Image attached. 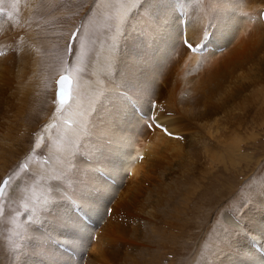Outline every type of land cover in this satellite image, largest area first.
Masks as SVG:
<instances>
[{"label": "rangeland", "instance_id": "rangeland-1", "mask_svg": "<svg viewBox=\"0 0 264 264\" xmlns=\"http://www.w3.org/2000/svg\"><path fill=\"white\" fill-rule=\"evenodd\" d=\"M198 1L191 0V3ZM238 1L235 0V2ZM141 2L142 0H0V66L2 67L0 69V76L2 75L0 92L5 94H0L1 99L2 96L4 97L0 107L3 109L2 112H6V115L0 116V184L7 179L6 186L0 196V264H32L33 262L35 264H73L78 259L82 262L78 261L77 264H99L89 249L91 244L96 242L95 235L105 233L109 223L118 226L119 229L110 234L109 239L114 242L112 247L105 252V264H158L157 262H160L157 258L158 243L152 238L153 233H147L144 237L145 240L154 244L150 248L147 247L148 250H143L141 239H139L144 234L145 215L142 214L145 210L142 202V194L145 195L144 190L147 191L149 188L154 192L152 197H155L158 195V189H156L158 180L165 181L164 178L179 176V168L183 163L181 160L188 158L186 150L192 151L191 159H201L204 146L209 148L213 146L210 154L219 155L226 152L221 144L207 138L209 122H205L198 115L207 110L211 111L207 103H201L211 88L191 87L193 81L197 79V74L193 72L188 75V78L191 79H188L189 85L187 84L185 88L189 95H183V100H176L181 101L182 105L179 103L174 109L175 107L166 102L170 96L169 86L177 79L175 77L177 73L182 75L180 63H177L179 66L170 64L169 69L160 76L164 82L160 80V84H157V88L162 90L156 89V94L155 89L153 90L156 98H151L148 101L142 99L144 102L135 96L133 98L140 103L150 102L151 106L155 105L151 108L147 107L146 114H139L144 118H141L143 121L149 119V124L145 122L148 135L151 136L154 129L156 131L159 129L162 134L169 136V139L175 142L169 143L170 146L175 144L182 152L174 154V151L169 148L162 151L160 148L155 150L152 147L149 151L144 149L146 154L152 150L155 151L148 158L150 162L146 166L148 169L146 174L151 177L150 180L143 177L141 180L134 181L133 178H129L130 173H126L125 178L119 181L118 187L112 191L113 197L107 200L108 207L105 215L98 218L90 217L86 210L97 207H93V204L87 199H84L83 210H79L77 206L75 209L73 207L74 215L76 216L79 211L85 212L83 221L85 223L91 221L87 223H91V227L96 228L93 230L98 232L94 233V240H92L94 242L87 243L85 249L83 246L81 247L82 244H80V249H74L72 245L76 243V239L73 240L67 235L68 241L57 237L54 239L53 236L45 238V235H37L35 232L42 230L39 224L35 225L30 221L28 225L30 218L33 220L37 213L50 209H43L46 206H51L53 201V199H49L51 193L49 182L51 180L56 182V179L60 181L66 173L72 171L75 159L81 156L76 148L80 147L79 142V145L68 146V143L65 145V138L60 135L59 131L62 125H68L67 128H71V124L67 120V107L70 101L76 96V112L91 108L95 96L93 84L100 80L108 83L107 87L120 89L113 79H116L114 77L116 73H119L116 69L121 63L119 54L128 43L130 29L128 27L131 25L135 27L138 23V16L134 17V15L140 14L139 16L142 17V12H144L143 18L145 17L147 22L150 23L151 19L149 13L152 8L148 7L147 9V7L141 6ZM257 11L259 12V10ZM188 12L184 14L185 17ZM251 17L255 18V13H248V16H245L247 19L244 22V27ZM257 18L264 24L263 12L255 20ZM152 22L154 21L152 20ZM210 26L212 27V25ZM85 32L86 36L83 35ZM138 33L140 31L137 29L130 31L131 35L136 36ZM123 35H127V38H124V41L120 38L113 48L115 39L123 38ZM132 39L135 40V37ZM184 39L181 40V46L183 50L185 48L189 52ZM120 43H123V47L119 46ZM260 43L264 47V39ZM195 50L196 48L193 51ZM190 52L192 53V51ZM197 52L202 53L203 51L196 50ZM262 53L261 56L264 55V52ZM259 56L260 53L257 52L254 59ZM256 62L255 69L253 68L254 70L250 73V78L241 80L243 85L240 83V87H237V81L231 87V89L236 88L235 95L233 94L230 98L224 97L225 99L219 105L217 103L219 106L217 111H220L218 116H221V112H223V121L226 122V125H230L228 139H235L238 142L237 150L231 151L232 155H229L228 162L218 163L219 166L217 165L212 170L201 169L199 165L200 173L197 178L201 180L196 191L204 193V191L207 192V188H210L209 190L214 194L225 195L226 198L220 199V205L217 203L214 207L221 209L225 206L223 210L226 212L233 210L231 208L237 201L236 197L244 196L250 188L264 179V59ZM126 72H128L127 69ZM102 74L105 78L101 77ZM60 75L70 77L72 84L70 101L59 111L55 92L56 80ZM226 88L230 89V87ZM158 91L166 93H158ZM24 109V112H31L33 115L38 112L36 119L29 118L22 123L18 112ZM153 109H156L157 113H161L160 116L164 117L163 121L167 125L161 124L162 121H159L160 123L152 121L153 116L157 119L159 116V114L158 116L154 114ZM217 111H213V113ZM54 115L55 118L52 119L51 116ZM51 121L52 123L48 124ZM48 125L49 127H47ZM113 125L115 129L121 128L116 123ZM157 125L164 127H157ZM167 133H172V135ZM107 134L108 132L103 136ZM47 136L48 138H46ZM101 142L104 144L101 143L103 145L99 147V153L107 146L105 138ZM37 143L40 146H37ZM182 153L184 155L180 157ZM143 156L144 153L138 158L141 160ZM82 159L84 161L85 157ZM195 182L198 181L194 180L193 184ZM73 186L76 187V184L70 185V189ZM82 186L86 187V184ZM61 187L64 188V192L69 191L67 195L73 191L69 187L68 190L64 185H60ZM191 188L192 186H188L187 192L183 191L182 200L178 198L180 207L177 206L178 204L174 207L171 206L172 209L177 210L174 215L185 212L191 207V197H189ZM141 190L142 193H140ZM134 194L137 196L135 206H128L127 211L128 213L131 211L130 213L134 216L137 215L135 218H138L136 219L138 221L131 220L133 218L127 215V218L124 219L122 213L114 219L109 218V215H112L111 211H117L119 205L127 203L126 201L131 203ZM68 199L70 200L69 196L62 195L59 204L67 202ZM152 200L153 198L148 202ZM75 201L77 205L82 204L76 198ZM216 211L220 212V210ZM217 215L210 218L207 227H210L209 232L206 231L201 245L204 244V241L207 243L212 229L211 225L218 222ZM112 216L114 217V215ZM91 219H94V222ZM164 221H171V219L165 218ZM24 223L27 224V230L30 231L27 234L22 233ZM155 225L164 230L168 229L166 224L162 225L157 222ZM155 225H147V229L156 231ZM156 232L158 233L159 230ZM116 245L121 248L119 251ZM161 251L167 255L163 256L164 259L160 264L175 263L176 257L171 249L166 251L161 249Z\"/></svg>", "mask_w": 264, "mask_h": 264}, {"label": "bare ground", "instance_id": "bare-ground-1", "mask_svg": "<svg viewBox=\"0 0 264 264\" xmlns=\"http://www.w3.org/2000/svg\"><path fill=\"white\" fill-rule=\"evenodd\" d=\"M141 4L147 9L148 7L152 8L149 13L150 23L144 19L145 17L143 18L144 12H142L143 15L141 14L142 17L139 16L140 14L134 15V17L138 16V23L135 27L132 25L128 27L130 28L128 38L127 35H123V38L118 37L113 42L114 46H112L115 48V44L117 45L120 38L123 41L124 38H127L128 43L125 42V49L122 52L119 51L121 63L116 68L119 73H116L114 77L116 79H113L120 89L107 87L108 83L103 82V80L96 81L93 84L95 96L92 107H85L86 109L80 112H76L75 109L76 96L70 101L71 85L68 101L60 103L56 98L59 111L70 101L68 107H66L68 108L67 120L70 122L71 128H67L68 125H62L59 131L60 135L65 138V145L68 143V146H70L79 142L80 147L76 148L81 156L75 159L73 166L71 165L72 171L64 173L65 176L60 181L56 179V182L54 180L49 182L51 191L49 199H53V201L50 204L51 206H46L43 209H50L46 212L37 213L33 220L30 218L28 225L30 221L35 225L39 224L42 230L35 232L37 235H45V238L53 236L54 239L57 237L68 241L66 237L69 236L73 240L76 239V243L72 245L74 249H80V244L85 249L87 243L94 242L92 240H94L93 236L96 228L91 227V223H87L91 221H87L86 218L85 221L87 222L83 221L82 218H84L85 212L79 211L75 216L72 208L75 209L77 206L79 210H83L84 199H87L93 204V207H97L96 209L86 210L90 217L98 218L105 215L108 207L107 200L113 197L112 191L118 187L119 181L125 178L126 173H130L129 178H133L134 181L141 180L143 177L150 180L151 177L146 174L148 172L146 166L150 162L148 158L155 151L151 149L152 152L146 154L144 149L149 151L152 147L155 150L160 148V151H162L169 148L174 151V154L182 152L175 144L170 146L169 143L175 142L170 140L169 136L162 134L159 129L158 131L154 129V133L151 136L148 135L146 124H149V119L143 121L144 118L139 114H146L147 107L151 108L155 105L152 104L153 106H151L150 102L140 103L138 100V102L135 101V98L140 99L141 102H144L142 99L148 101L154 98L153 90L160 89L157 88V84H160V76L169 69L170 64L177 66V63H180L182 75L180 76V73H177L175 76L177 79L169 86L170 96L168 101H166V98L165 101L175 107L174 109L177 108L179 103L182 105L181 101L176 100H183V95H189L185 88L188 79H191L188 78V75L193 72L197 74V79L193 81L191 87L211 88L207 96H205L206 92L204 93L205 98L201 102L202 104L207 103L211 111L207 110L198 115L205 122H209L207 138L221 144L226 152L219 155L210 154L213 146L210 148L204 146L202 158L191 159L193 156L192 151L186 150L185 153L188 158L181 160L183 163L179 168V176H171L164 178L165 181L161 179L157 181V196L152 197L154 192L145 187L147 191L144 190L145 195L142 194L145 209L142 212L145 215L144 234L139 237L143 250H148L151 245H154L144 239L145 234L153 233L152 238L158 243L157 258L160 262L163 261V256L167 255L161 249L163 251L171 249L176 257L175 263L172 264H264V179L256 183L253 188H250L244 196L236 197L237 201L234 199L236 203L232 206L231 209L233 210L230 212L223 210L225 206L221 209L214 207L217 203L220 205L221 198L222 200L224 197L226 198L222 193L214 194L209 190L210 188H207V192L204 191V193L196 191L201 180L197 178L200 173L199 165L201 169L212 170L217 167L218 163L228 162L229 155H232L231 151H236L238 148V142L235 139H228L227 134L230 125H226V122L223 121V112H221V116H218L220 111H217V109L223 99L227 96L230 98L236 93V88L231 89L234 83L237 81V87H240L241 80L244 81L250 78V73L255 69L256 61L264 59V55L261 56L264 47L260 43L264 39V24L258 18L255 20L260 13H264V0H239L238 2H235V0H199L193 4L191 0H142ZM180 12L181 14H179ZM187 12L188 15L185 17L184 14ZM253 12L256 17H251L246 27H244V22L247 19L245 16H248V13L254 14ZM152 20L156 23L154 24ZM136 29L140 33L136 36L131 35L132 32L130 34V31ZM83 35L86 36V32ZM132 37H135V40ZM183 38L194 45L197 50L203 52L191 53L185 48L183 50L181 46ZM123 43H120L119 46L123 47ZM257 52L260 53V56L254 59ZM0 69H2L1 66ZM126 69L128 72H126ZM102 75L101 77L105 78L104 74ZM241 84L243 85V82ZM1 87L2 85H0V90ZM226 87H230L231 90ZM3 99V96L2 99L0 97V106L3 104ZM93 108L95 109L91 111ZM4 110H6L5 107ZM2 111L3 109L0 107V116L6 113ZM24 111L25 109L18 112L22 123L29 118L36 119L38 112L33 115L31 112L26 113L27 111ZM213 111L217 112L213 113ZM154 114L157 116L159 114L156 109ZM160 114L158 119L153 116L152 121L158 123L162 121L161 124L167 125L163 121L164 117ZM235 116L238 117L239 115ZM51 117L54 119L55 115ZM153 122L150 121V123ZM49 123H52V121ZM114 123L121 128L115 129ZM106 132L108 134L103 136ZM104 138L107 146L101 149L99 153V147L104 144L101 142ZM146 138L148 139L145 141ZM38 145L39 143H37ZM142 153H144V156L140 160L138 157ZM183 155L182 153L180 157ZM84 157L85 160L83 161L82 158ZM104 176L106 178H103ZM194 180L198 182L193 184ZM74 184L77 188L73 186L70 189L69 186ZM84 184H86V187L82 186ZM60 185H64L67 189L69 187L73 191H70L71 193L67 195L69 189L66 193L63 187L60 188ZM188 186H192L189 190L191 207L185 212L174 215L177 210L172 209V207L179 203L178 198L182 200L183 191L187 192ZM208 187L210 186L208 185ZM140 193H142V190ZM62 195L69 196L70 200L68 199L67 202L64 201L65 203L59 204ZM75 198L82 204L77 205ZM151 198L153 200L148 202ZM135 199H137V196L134 194L131 203L126 201L127 203L119 205L117 211H111L114 217L109 215V218L114 219L122 213L124 219L127 218V215L133 218L131 220L138 221L136 220L138 218H135L137 215H132L131 211L129 212L130 215L127 211L128 206H135ZM216 210H220V212L218 213ZM214 215H217L218 222L211 225L212 229L209 238H207V243L204 241V244L201 245L206 236V231L210 228H207L208 222ZM165 218H170L171 221H164ZM91 220L94 222V219ZM157 222L162 223V225L166 224V227L171 229L172 233L168 229L167 231L156 226ZM147 225H155L156 231L159 230V232L147 229ZM26 226L27 224L24 223L22 227L23 234L30 232ZM72 226L73 229H71ZM117 229H119L118 226L109 223L105 233L95 235L96 242L91 244L89 251L93 257H96L99 264H105V252L112 247L114 242L109 239L110 234ZM197 240L198 242H196ZM116 248L119 251L120 247L116 245ZM78 261L82 262L80 259ZM77 262L73 264H77ZM160 262L157 263L160 264Z\"/></svg>", "mask_w": 264, "mask_h": 264}, {"label": "water", "instance_id": "water-1", "mask_svg": "<svg viewBox=\"0 0 264 264\" xmlns=\"http://www.w3.org/2000/svg\"><path fill=\"white\" fill-rule=\"evenodd\" d=\"M61 77H67L68 79L64 80L62 83ZM70 85H71V79L67 75H60L56 80V92L55 96L57 100L60 103H64L69 100L70 97ZM7 179L3 180L0 184V196L2 194V191L4 190L6 186Z\"/></svg>", "mask_w": 264, "mask_h": 264}, {"label": "snow or ice", "instance_id": "snow-or-ice-1", "mask_svg": "<svg viewBox=\"0 0 264 264\" xmlns=\"http://www.w3.org/2000/svg\"><path fill=\"white\" fill-rule=\"evenodd\" d=\"M185 44L188 47L189 51H193L194 50L195 46L192 45L191 43H189L187 40L185 41ZM66 79H68V78L67 77H61V81L60 82L62 83ZM157 127H164V126L163 125H157ZM165 131L167 132V129H165ZM167 134L172 135V133H167Z\"/></svg>", "mask_w": 264, "mask_h": 264}]
</instances>
